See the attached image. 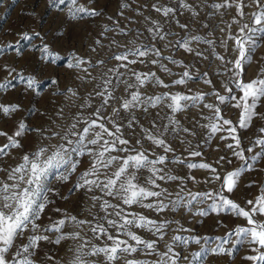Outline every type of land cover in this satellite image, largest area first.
Listing matches in <instances>:
<instances>
[{
    "label": "snow or ice",
    "instance_id": "snow-or-ice-1",
    "mask_svg": "<svg viewBox=\"0 0 264 264\" xmlns=\"http://www.w3.org/2000/svg\"><path fill=\"white\" fill-rule=\"evenodd\" d=\"M44 10L0 45V264H264V0Z\"/></svg>",
    "mask_w": 264,
    "mask_h": 264
},
{
    "label": "rangeland",
    "instance_id": "rangeland-1",
    "mask_svg": "<svg viewBox=\"0 0 264 264\" xmlns=\"http://www.w3.org/2000/svg\"><path fill=\"white\" fill-rule=\"evenodd\" d=\"M45 0H0V45L14 41L16 39L15 33L21 30V28H35L38 31H45L52 23V18L48 11L44 10ZM99 4H106V11L112 12L116 6V0H98ZM27 12H35L37 16L43 13V16L37 20L33 17L25 15ZM27 46V45H26ZM63 47H71V43ZM259 53L264 54V47L258 50ZM12 53L9 52V59ZM4 63V58L0 57V64ZM251 69L249 73L251 74ZM47 76L48 72H44ZM43 91L47 92V82ZM214 221L210 218L205 222V225H196L197 231L201 233L212 232L209 225ZM224 223L230 224L228 218H224ZM224 230L219 229L212 234H222ZM215 264V262H213ZM219 264H223V260L219 261Z\"/></svg>",
    "mask_w": 264,
    "mask_h": 264
}]
</instances>
